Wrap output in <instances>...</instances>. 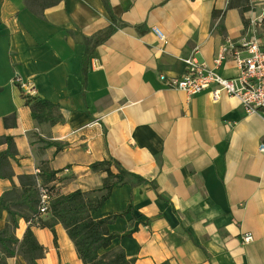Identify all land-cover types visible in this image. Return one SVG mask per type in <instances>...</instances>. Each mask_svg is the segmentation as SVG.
I'll return each instance as SVG.
<instances>
[{
	"label": "crops",
	"instance_id": "0c3cea01",
	"mask_svg": "<svg viewBox=\"0 0 264 264\" xmlns=\"http://www.w3.org/2000/svg\"><path fill=\"white\" fill-rule=\"evenodd\" d=\"M228 1L107 0V11L102 0H61L38 16L25 0H0V137H10L14 151L0 196L43 169L54 173L48 185L60 195L96 190L105 174L90 165L111 159L143 181L130 177L90 212L93 220L122 215L107 227L117 236L110 249L133 264H264L263 120L234 97L213 101L214 86L189 96L159 80L180 77L188 57L222 77L238 74L233 61L214 68L212 60L227 38L244 37L246 19L261 14L264 0H248L244 13ZM113 24L84 73L82 36ZM15 75L56 104L64 122L33 120ZM41 140L66 147L56 152ZM6 149L0 143V153ZM6 223L3 212L0 230ZM17 224L20 241L28 224ZM30 230L44 250L37 264H83L60 224L55 240L48 228ZM244 233L253 242L242 245ZM6 264L25 263L14 256Z\"/></svg>",
	"mask_w": 264,
	"mask_h": 264
},
{
	"label": "trees",
	"instance_id": "16d2710c",
	"mask_svg": "<svg viewBox=\"0 0 264 264\" xmlns=\"http://www.w3.org/2000/svg\"><path fill=\"white\" fill-rule=\"evenodd\" d=\"M61 0H25V7L34 14L41 16L45 8L55 5ZM107 11V0H102ZM228 9H238L244 13L251 9L248 0H229ZM222 12L213 11V17ZM112 21L115 22L113 17ZM114 24L91 38L82 36L86 51L83 58V72L86 73L85 63L92 51L105 42L114 31ZM24 104L30 110L31 117L38 123L56 125L64 120L56 104L34 97H27L21 93ZM14 119V115L4 119ZM45 147H54L56 152L63 150L66 144L60 142L43 141ZM0 143H5L7 149L0 153V178L11 179L12 172L9 160L13 158V143L10 137H0ZM112 167L116 173L112 172ZM93 172L105 174L99 189L88 192L74 191L67 195L58 194L54 187L48 185L54 177L53 172L39 170L35 175H22L19 179L20 188H11L0 196V217L3 212L7 213V223L0 230V264H6V259L19 256L25 264H37L44 255L43 248L37 243L30 227L48 228L55 240L54 226L60 224L72 241L78 258L83 264H133V260L127 259L120 248L110 249L111 241L117 236L110 233L108 225L121 214H110L100 220H93L90 212L99 209L108 199L111 190L125 184L130 177L137 183L143 180L125 171L120 165L111 159L95 162L90 165ZM45 188L51 195L46 216L42 217L38 211L39 194L38 188ZM19 219H23L28 227L22 239L19 241L14 236ZM100 251L104 253L100 254ZM162 264H169L163 262Z\"/></svg>",
	"mask_w": 264,
	"mask_h": 264
},
{
	"label": "built area",
	"instance_id": "2783aa9c",
	"mask_svg": "<svg viewBox=\"0 0 264 264\" xmlns=\"http://www.w3.org/2000/svg\"><path fill=\"white\" fill-rule=\"evenodd\" d=\"M153 32L160 45L165 46L167 40L158 29ZM244 37L240 41L227 38L213 58L214 68L221 67L227 60L235 63L238 74L231 78L222 77L220 74L208 69L205 65L198 64L193 57L184 59L185 70L178 78L159 76V80L168 88L185 92L189 96L210 91L213 101H217L222 94L236 98L241 104L246 115L259 116L264 122V9L259 16L246 19L243 29ZM15 86L24 96L34 97L35 89L29 80L15 75ZM264 152V145L259 146ZM38 174V171H37ZM38 211L42 217L46 216L51 200V195L45 188H38ZM250 233L241 235V244L253 242Z\"/></svg>",
	"mask_w": 264,
	"mask_h": 264
},
{
	"label": "rangeland",
	"instance_id": "374dc122",
	"mask_svg": "<svg viewBox=\"0 0 264 264\" xmlns=\"http://www.w3.org/2000/svg\"><path fill=\"white\" fill-rule=\"evenodd\" d=\"M160 46H162V45H160ZM163 47V46H162ZM102 253H104V251H100V254H102Z\"/></svg>",
	"mask_w": 264,
	"mask_h": 264
}]
</instances>
